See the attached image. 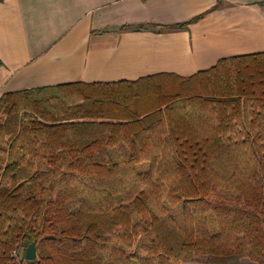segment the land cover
<instances>
[{"label": "trees", "instance_id": "16d2710c", "mask_svg": "<svg viewBox=\"0 0 264 264\" xmlns=\"http://www.w3.org/2000/svg\"><path fill=\"white\" fill-rule=\"evenodd\" d=\"M242 260L264 264V53L0 97V264Z\"/></svg>", "mask_w": 264, "mask_h": 264}, {"label": "crops", "instance_id": "0c3cea01", "mask_svg": "<svg viewBox=\"0 0 264 264\" xmlns=\"http://www.w3.org/2000/svg\"><path fill=\"white\" fill-rule=\"evenodd\" d=\"M260 53L264 0H0V97L190 78L223 59Z\"/></svg>", "mask_w": 264, "mask_h": 264}, {"label": "water", "instance_id": "95a60500", "mask_svg": "<svg viewBox=\"0 0 264 264\" xmlns=\"http://www.w3.org/2000/svg\"><path fill=\"white\" fill-rule=\"evenodd\" d=\"M25 259L26 261H30V262L35 261L37 259L35 242L31 243L26 249Z\"/></svg>", "mask_w": 264, "mask_h": 264}, {"label": "rangeland", "instance_id": "374dc122", "mask_svg": "<svg viewBox=\"0 0 264 264\" xmlns=\"http://www.w3.org/2000/svg\"><path fill=\"white\" fill-rule=\"evenodd\" d=\"M18 256H19V257H22V256H23V250H21L20 252H18ZM183 264H206V263L201 262V261H192V262L183 263ZM241 264H254V263L249 262V261H247V260H242V261H241Z\"/></svg>", "mask_w": 264, "mask_h": 264}]
</instances>
